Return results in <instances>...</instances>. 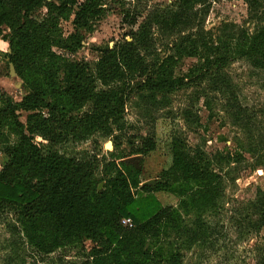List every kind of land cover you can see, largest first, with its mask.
Segmentation results:
<instances>
[{
	"label": "trees",
	"instance_id": "1",
	"mask_svg": "<svg viewBox=\"0 0 264 264\" xmlns=\"http://www.w3.org/2000/svg\"><path fill=\"white\" fill-rule=\"evenodd\" d=\"M244 1L249 20L263 22L255 34L235 31L216 43L200 31L180 40L174 56L152 61L148 59L153 44L149 21L140 26L132 41L124 39L103 49L97 62L72 59L82 48V32L103 15L105 0H16L23 14L21 20L14 21L13 13L0 14V36L3 27L12 32L9 62L28 89L21 102L0 92V138L5 145L9 144L5 131L18 138L4 153L8 160L0 171V210L19 209L23 235L30 245L44 254L79 242L106 245V254L92 253L93 264L170 261L143 248L149 238L172 222V214L150 195L151 186H141L140 171L135 166L126 162L109 164L113 175L99 192V182L87 164L65 157L57 149L44 153L34 138L41 136L58 146L99 130L111 132L122 122L125 103L135 90L171 93L208 76L217 89H222L224 70L235 60L246 59L264 71V0ZM176 2V14L156 15L151 22L170 24L172 30L191 29L202 24L210 7L209 0ZM198 6L202 9L191 14ZM42 10L45 16L40 21L33 19L32 14ZM135 20L129 23V15L124 16L125 24L135 26ZM62 22L73 25L74 32L67 38ZM184 58L199 59L200 66L191 69L187 77L178 78L177 59ZM199 71L200 77H193ZM235 100L237 104L231 101V106L238 116L243 108ZM86 107V113L76 115ZM20 112L27 113L25 124L19 120ZM155 148L154 141L147 138L140 154ZM210 164L205 155L190 151L183 141L174 139L162 178L166 185L199 184L210 193L217 182ZM252 211L258 221L248 224L264 229V192ZM260 256L259 264H264V251ZM171 258L173 264H180L177 256Z\"/></svg>",
	"mask_w": 264,
	"mask_h": 264
},
{
	"label": "rangeland",
	"instance_id": "2",
	"mask_svg": "<svg viewBox=\"0 0 264 264\" xmlns=\"http://www.w3.org/2000/svg\"><path fill=\"white\" fill-rule=\"evenodd\" d=\"M0 3V14L13 13L14 21L22 19L16 0ZM104 5L103 15L82 32L83 45L72 58L74 61L97 62L103 49L112 48L124 39L132 41L147 21L153 40L149 61L174 56L180 40L200 31L206 39L218 43L231 32L246 30L255 34L263 25L249 20L244 0H209V11L202 24L186 30L183 27L172 30L170 24L151 22L156 15L176 14L179 9L176 0H105ZM198 9L202 7L192 9L191 14ZM45 14V10L37 11L32 17L40 21ZM126 14L129 23L136 19L135 26L125 24ZM2 30L0 92L21 102L28 89L9 62L12 32L8 27ZM62 30L67 38L74 32L72 23L62 22ZM177 60L178 78L187 77L191 69L200 66L196 58ZM200 73L193 77H200ZM224 73L222 89H217L208 76L204 81L196 78L190 86L171 93L146 89L131 92L124 118L111 132L99 130L81 140L70 138L58 146L41 136L34 139L44 153L57 149L65 157L87 164L99 182V192L105 186L104 181L113 175L108 165L131 160L130 164L140 171L141 186H151L150 195L172 214V222L143 246L144 250L163 256L164 261L170 259L164 264L175 263L171 257L176 256L180 264H259L260 253L264 251V229L257 230L248 223L258 221L252 205L264 192V71L246 59H239L232 61ZM234 98L243 108L237 112L238 116L231 106V101L237 104ZM88 110L86 107L76 115ZM17 115L25 124L27 113ZM5 134L9 144L5 145L0 138V171L8 160L6 148L18 139L7 131ZM147 138L154 141L156 148L141 155L143 140ZM174 139L211 160L210 168L217 182L210 193L199 184H165L162 173ZM18 210H0V264H93L92 253H107L106 245L86 241L44 254L24 237Z\"/></svg>",
	"mask_w": 264,
	"mask_h": 264
},
{
	"label": "built area",
	"instance_id": "3",
	"mask_svg": "<svg viewBox=\"0 0 264 264\" xmlns=\"http://www.w3.org/2000/svg\"><path fill=\"white\" fill-rule=\"evenodd\" d=\"M127 224H128L129 227H132V222H131L130 219L127 220Z\"/></svg>",
	"mask_w": 264,
	"mask_h": 264
},
{
	"label": "water",
	"instance_id": "4",
	"mask_svg": "<svg viewBox=\"0 0 264 264\" xmlns=\"http://www.w3.org/2000/svg\"><path fill=\"white\" fill-rule=\"evenodd\" d=\"M131 162H132L131 160L128 161V163H131Z\"/></svg>",
	"mask_w": 264,
	"mask_h": 264
}]
</instances>
